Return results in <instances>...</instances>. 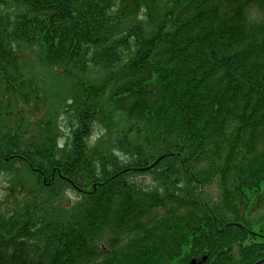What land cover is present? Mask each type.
Masks as SVG:
<instances>
[{
    "label": "trees",
    "instance_id": "1",
    "mask_svg": "<svg viewBox=\"0 0 264 264\" xmlns=\"http://www.w3.org/2000/svg\"><path fill=\"white\" fill-rule=\"evenodd\" d=\"M256 208L264 0H0V264H254Z\"/></svg>",
    "mask_w": 264,
    "mask_h": 264
},
{
    "label": "rangeland",
    "instance_id": "2",
    "mask_svg": "<svg viewBox=\"0 0 264 264\" xmlns=\"http://www.w3.org/2000/svg\"><path fill=\"white\" fill-rule=\"evenodd\" d=\"M206 193L208 194L209 197L212 198V200L214 199H217V196H218V189L216 187V185H210L206 188ZM252 216L251 218L252 219H256L257 218H260L261 217V214H264V211H261V209H257L254 211L251 212Z\"/></svg>",
    "mask_w": 264,
    "mask_h": 264
},
{
    "label": "water",
    "instance_id": "3",
    "mask_svg": "<svg viewBox=\"0 0 264 264\" xmlns=\"http://www.w3.org/2000/svg\"><path fill=\"white\" fill-rule=\"evenodd\" d=\"M264 262V259L263 260H261V261H258L257 263H255V264H261V263H263ZM191 264H197V261H196V259H194L192 262H191Z\"/></svg>",
    "mask_w": 264,
    "mask_h": 264
}]
</instances>
